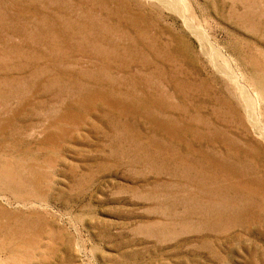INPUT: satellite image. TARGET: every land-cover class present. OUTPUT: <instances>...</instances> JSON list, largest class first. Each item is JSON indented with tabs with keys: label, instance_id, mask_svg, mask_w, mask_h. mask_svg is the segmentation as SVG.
Masks as SVG:
<instances>
[{
	"label": "rangeland",
	"instance_id": "rangeland-1",
	"mask_svg": "<svg viewBox=\"0 0 264 264\" xmlns=\"http://www.w3.org/2000/svg\"><path fill=\"white\" fill-rule=\"evenodd\" d=\"M0 264H264V0H0Z\"/></svg>",
	"mask_w": 264,
	"mask_h": 264
}]
</instances>
